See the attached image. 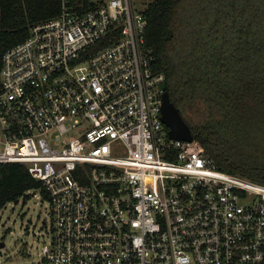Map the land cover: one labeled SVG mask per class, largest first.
<instances>
[{
    "label": "built area",
    "instance_id": "obj_1",
    "mask_svg": "<svg viewBox=\"0 0 264 264\" xmlns=\"http://www.w3.org/2000/svg\"><path fill=\"white\" fill-rule=\"evenodd\" d=\"M152 1L60 0L3 55L0 164L48 196L31 264H264V184L169 138Z\"/></svg>",
    "mask_w": 264,
    "mask_h": 264
},
{
    "label": "trees",
    "instance_id": "obj_2",
    "mask_svg": "<svg viewBox=\"0 0 264 264\" xmlns=\"http://www.w3.org/2000/svg\"><path fill=\"white\" fill-rule=\"evenodd\" d=\"M59 11L60 0H0V71L6 50ZM144 14L154 69L195 147L220 170L264 184V0H154ZM254 125L263 131L248 141ZM34 189L48 197L26 166L0 164V209Z\"/></svg>",
    "mask_w": 264,
    "mask_h": 264
},
{
    "label": "rangeland",
    "instance_id": "obj_3",
    "mask_svg": "<svg viewBox=\"0 0 264 264\" xmlns=\"http://www.w3.org/2000/svg\"><path fill=\"white\" fill-rule=\"evenodd\" d=\"M255 130L263 131L254 125L247 135L248 141L254 140ZM47 218L48 200L39 192L31 193L26 202L21 199L17 204L8 203L0 211V242L5 243L0 250V258L9 264H31L35 261L49 239L44 225Z\"/></svg>",
    "mask_w": 264,
    "mask_h": 264
},
{
    "label": "water",
    "instance_id": "obj_4",
    "mask_svg": "<svg viewBox=\"0 0 264 264\" xmlns=\"http://www.w3.org/2000/svg\"><path fill=\"white\" fill-rule=\"evenodd\" d=\"M160 88L162 94V121L168 127V135L170 139L194 141V136L190 125L183 118L180 108L170 98L167 89V82L161 83ZM5 247V243L0 242V250Z\"/></svg>",
    "mask_w": 264,
    "mask_h": 264
}]
</instances>
